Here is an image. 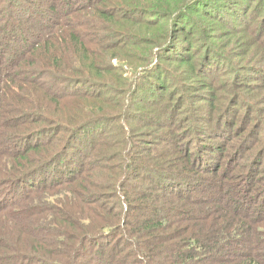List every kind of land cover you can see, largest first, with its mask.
<instances>
[{
    "label": "trees",
    "instance_id": "16d2710c",
    "mask_svg": "<svg viewBox=\"0 0 264 264\" xmlns=\"http://www.w3.org/2000/svg\"><path fill=\"white\" fill-rule=\"evenodd\" d=\"M74 1L0 0V31L10 36L0 46V58L2 50L17 45L13 52H4L9 56L7 65H2L0 59V135H4L0 139V264H17L21 258L40 264H84L82 261L88 260L91 264H138L140 261L142 264H264V143L260 148L263 151L253 153L252 149V140L262 130L246 131L236 145L231 144L232 152L247 150L249 154L244 152L247 167L240 170L244 161L231 167L237 172L229 175L227 171L218 172L223 166L220 158L209 162L215 158L213 152L225 147L222 140L213 144L208 142L210 139L205 140V146L212 153L202 145L197 148L195 145L193 157L188 145L186 155L179 156L182 163L176 166L169 160L167 167L145 165L132 157L135 156L132 149L137 148L135 141L127 140L124 146H116L115 151L125 161L123 168L120 164L123 177L120 179L112 173L113 183L106 187L115 186L113 193L123 214L127 216L133 207L139 210L146 207V198L150 195L166 199L170 204H166L170 215L164 214L162 208L161 212H151L152 216L136 220L132 224L135 227L125 230L126 219L121 220L110 208L87 211L85 205L89 208L88 204L98 199V190L106 188L97 183L98 176L87 173L90 165L87 167L85 163L93 156L109 155L101 149L106 131L103 126L117 118L114 113L119 111V103H104L100 107L85 105L84 112L81 102L67 100L70 96L82 97L86 92L73 91L74 88H108L117 82L124 87L129 85L117 92L119 96L133 87L140 98L135 104L142 101L158 104L154 111L146 113L147 123L173 120L175 110L184 104L186 97L178 96L175 104L164 97L163 92L174 89L175 80L165 66L161 68L160 60L191 61L193 55L186 52L192 47L190 41H201L213 35L211 31L227 35L239 30L240 25L245 27L247 0H181L179 3L168 0L169 5L162 12L158 6L145 8V14L153 16L150 19L138 16V8H122V13L116 15L114 7L102 11L96 5L97 0H76L77 7ZM248 1L250 4L255 0ZM263 3L264 0H257V4ZM82 10L98 13L78 22L77 11ZM189 12L198 18V23L191 25L195 29L191 32L184 21L188 18L192 23ZM162 19H165L164 32L166 27L167 31L156 38L121 30L127 27L126 22L159 24ZM15 20L27 23L21 32L31 36L22 35L21 48L13 30L22 25ZM143 43L153 48L144 49L143 61L150 63L139 66L136 79L113 73L116 66L119 70L121 66L111 64L110 59H125L124 50H120L124 44H133L136 49ZM38 50L48 62L37 58ZM65 50L78 58L65 57ZM206 53L207 49L203 53L207 64L210 55ZM144 77L149 82L140 84ZM234 98L235 101L238 98L236 93ZM128 100L130 105L134 102L129 97ZM130 107L126 115L131 112ZM88 113L91 116H86ZM221 120L215 118L206 127L198 123L202 120L196 119L194 123L191 119L193 137L197 140L214 134L221 135L222 139L237 138L238 132L228 133L231 127L237 128L236 124L227 121L222 125ZM197 127L201 128L198 134ZM227 175L229 179L234 176V180H225ZM134 179H140L141 183H134ZM67 186L70 188L66 193L69 195L65 196L68 201L61 200L56 194L63 193ZM236 195L251 202V206L236 203ZM75 213L86 215V224ZM30 219L47 220L45 225L52 231L53 239L46 241L37 232L45 228L43 224L34 230L26 228ZM120 237L132 247L129 253L126 250L115 255ZM46 252L51 254L47 261Z\"/></svg>",
    "mask_w": 264,
    "mask_h": 264
},
{
    "label": "rangeland",
    "instance_id": "374dc122",
    "mask_svg": "<svg viewBox=\"0 0 264 264\" xmlns=\"http://www.w3.org/2000/svg\"><path fill=\"white\" fill-rule=\"evenodd\" d=\"M48 1L53 2L54 0ZM97 1V7H100L102 11L114 7L116 8L114 10L115 14L120 15L123 11L122 8H138L140 10V13L136 14L138 16L149 19L153 18V16L150 15V13L149 16L148 14L146 15L144 10H150L153 8V6H158L159 11L162 12L169 5L168 0H121L122 3L120 4L114 0L107 3H105V1ZM180 1L181 0H177L176 3H179ZM74 2L75 7L79 6V3H76V0ZM248 2L249 1L247 0L246 6L247 4L248 6L245 9L246 11L244 10L247 17L245 27H242V25H240L238 27L239 30H233L231 34L227 35H222L219 31H211L210 34L213 35L206 36L201 41H190V43H192V47L186 52H188L190 56L193 55L191 61L177 63V59H169L166 61L160 60L161 68L165 66L166 69L169 70L173 75V80H175L173 85L174 89H172L171 91V88H169L168 90L163 92L164 97L167 96V101L172 100L174 104L175 99L178 100V96L186 97V101L183 100L184 104L178 110H175L173 116L174 121L170 120L167 123H164L162 121H155L154 124L147 123L149 118L147 117L146 113L154 111L158 104L156 103V105H152L154 101H142V104H135L136 100H139L140 98H138L137 94H135L136 92L134 91L133 87L131 88V90H129V92L124 93L125 95L121 94L119 96L117 94V92H122V90L127 89L129 85L124 87V85H119L116 82V85H111L108 88H95L93 86H86L79 89H73V91H86L82 97L70 96L67 99L70 103H72V99L77 100V102H81L80 106L83 105L81 109L84 112L85 105L100 107V105L102 106L104 105V103H119V106L117 107V110L119 111L114 113V115H116L115 117L117 118L109 123L105 121L106 123H104L103 126L106 131L103 136V139L105 141L103 142V146H101V149L107 150L109 152V155H105L104 157L101 154L96 155L87 159L88 161L86 160L85 163L87 167L88 165H90V170L87 173L98 176L97 183L103 184L104 187H106L107 184H112V173H115V176L120 179L123 177L122 169L120 170V164L123 168V166H125V161L118 155L115 150L117 149L116 146H124V143L126 144L127 140L130 143H133L135 141V144L137 145V148L132 149V152L137 157H132L138 159V161H140L142 164L159 167H167V162L169 160H171L172 164L179 166L182 163V160L179 158V156L186 155L185 151L188 145L190 153H192V151L194 150L195 145L196 148L197 145H202L212 153L209 147L205 146V140L210 139V141L208 142H212V144L215 141L221 142L222 140V144H225V147H219L218 152L212 153V157L215 156V158H212L211 160H209V158L206 160H209V162L212 163L216 159V157L220 158L223 166L220 167V170H218V172L220 173L227 171L229 172L228 175L232 172L236 174L237 169H231V167L240 165L245 161L244 152L246 154H249L247 150L232 152L233 147L231 146V144L236 145L238 138L242 134H245L246 131H251L252 133H254L255 128L257 130H262L257 135V137L252 140V149L253 153H256L259 150L263 151V149L260 148L264 143V3L257 4V0L251 2L250 4ZM39 4L41 3L39 2ZM72 10L73 9H71L70 12H73ZM87 11L88 10L77 11V14H80V17L77 19L78 22H82L83 18H88L90 15H97L98 13L94 10L93 12ZM74 13V15H76V12ZM188 16L193 17L192 23L188 18H185L184 21L185 23H188L186 27L188 28L187 30L191 32L195 30L191 25L198 23V18L194 17L192 12H189ZM14 22L22 25L18 28V30H13L15 37H17L18 39V42L16 43L19 45V48H21V44H23L21 43L23 41L22 35L27 38L31 36L28 32H21V29L25 27L27 23L18 22V20H15ZM164 22L165 19H162L159 24L145 22H126L127 27L121 28V30L125 32H133L139 36L156 38L158 34L164 32ZM213 22L217 23L216 20H213ZM166 31L167 27L165 29V32ZM198 31L199 30H197V32ZM181 34L182 33L180 32L179 36H181ZM9 40L10 36H8V33L4 32V30L0 31V46L1 44L7 43V41ZM207 43L211 44V48H209ZM167 45H169V43ZM14 47L17 48V45L8 47L7 50H2L0 58L2 65H7L9 60L8 53L4 55V52H13ZM145 48L152 49L153 47L152 45L143 43L135 49L133 44H124L123 48H121L120 50H124L126 54L124 55L125 59H123L122 61L116 58L110 59L111 64H120L121 66V70L118 69L119 66H116L117 69H115L113 73L117 75L122 74L127 79H131L132 76H134L135 78L136 73L139 72L140 67L145 65L148 66L150 63H148V61H143L146 55L144 54ZM177 48H179L180 50L182 49L181 47ZM206 49L208 52L206 54L210 55V62H208L207 64L205 61H203V53ZM100 50L102 49L100 48ZM39 52L40 50H38L37 58L44 59L46 60V62H48L47 57L40 54ZM63 55L65 57L68 56L72 58H78L77 55L71 56L68 50H65L63 52ZM30 63H32V60H30ZM86 64L87 62L84 63V65ZM203 68L204 73L198 77V73H200ZM232 70H234V72H232ZM135 79L133 80L135 81ZM46 80L48 81V83H51L49 78H47ZM147 81L144 77L140 84H144ZM146 86L149 85L147 84ZM148 90L149 92L153 91V89ZM234 93L238 95L236 101L234 98ZM170 95L173 96L171 99ZM128 97L134 101L131 105L129 104ZM95 98L101 99L102 102ZM174 104L172 109H175ZM128 106H131V112L129 113V115H126L125 112L128 109ZM104 113L105 112H102V114ZM86 116L91 115H89L88 113ZM215 118H219V120L222 119V125H224V123H226L227 121L234 122L237 128L235 129L234 126H229V128H231L229 129L228 133L233 131H235V133L238 132L239 135L237 136V138L222 139L221 135L216 136L214 134L205 135L203 136V138H199L197 140L196 136L193 137L194 134L191 128V119L194 121V123L196 119L202 120L200 122L198 121L201 126L210 127ZM125 120H127V124H125ZM200 130V127H197L195 129L197 134L200 132ZM2 138H4V135H0V139ZM227 138H229V134ZM195 141H197L196 144H194ZM140 146L147 147L143 148ZM170 153L172 155H170ZM193 155L194 152L191 156L193 157ZM197 155L198 153L195 154V157ZM200 155L204 156V153ZM263 164L264 161L262 165ZM247 165L248 164L245 161L240 170H244ZM101 173L103 175H101V177L99 178ZM228 175L226 176L225 180L233 181L234 176L232 177V179H229ZM37 178L41 179L42 177ZM133 181H135L134 183H141L140 179H134ZM52 182L56 183L55 181ZM47 183L49 182L47 181ZM143 185H145V183H143ZM112 187H114V189H111ZM66 188H69V186H67ZM66 188L63 189V193L58 192V190L56 196H61V200L68 201L65 196L69 195L66 193L70 191V188L69 190ZM114 190V185H111L104 189L100 188L98 190L100 194H97L98 199L95 198L97 199L96 201H92L91 203H89V208L85 203L87 211H90V208H92L93 210H103L104 208H110L112 213L117 214L121 220L126 219V225H124L123 227L125 230H129L130 228L135 227L132 224L136 222V220H142L143 218L147 217V215L152 216L151 212H161L162 208H164V214L167 213L168 215H170V209L167 206L170 204L166 203L167 200L159 198V196L157 195H150L146 198V207L141 210L133 207V209L128 210L126 216L123 214V209L121 210L116 203L117 197L113 193ZM236 198H234L236 200V203H242L244 207L251 206V202H248L244 198L237 195ZM53 213L54 215L57 214V212ZM53 213H49L48 215H52ZM129 213L131 215V218L133 219V222L131 221ZM75 216L79 218V221H81L82 224H86V215L83 216L75 213ZM46 223L47 220L35 221L30 219L27 222L26 228L34 230V227L36 228L37 226L39 227L40 225H44L45 228L37 229V232L43 237L44 240L50 241L51 239H53V234L52 231H50V228H47V225H45ZM35 232L36 231H34V234ZM54 245L55 243L53 241V246ZM116 246V251L118 253H116L115 255H121L126 250L129 253L128 250L132 247L131 245L125 243L124 240L121 239V237L117 239ZM50 255V253L46 252L45 256L47 259L45 258V261L48 260ZM24 260L26 261V259L21 258L17 264H40L35 261L31 263H28L26 261L27 263H25ZM88 261H82V263L87 264ZM88 264H91V262L89 261ZM138 264H142L141 261Z\"/></svg>",
    "mask_w": 264,
    "mask_h": 264
}]
</instances>
